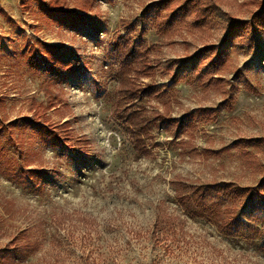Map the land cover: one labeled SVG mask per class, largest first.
Listing matches in <instances>:
<instances>
[{
    "label": "rangeland",
    "instance_id": "obj_1",
    "mask_svg": "<svg viewBox=\"0 0 264 264\" xmlns=\"http://www.w3.org/2000/svg\"><path fill=\"white\" fill-rule=\"evenodd\" d=\"M187 1L0 0V264H264V30L238 29L264 0H199L201 25Z\"/></svg>",
    "mask_w": 264,
    "mask_h": 264
},
{
    "label": "trees",
    "instance_id": "obj_2",
    "mask_svg": "<svg viewBox=\"0 0 264 264\" xmlns=\"http://www.w3.org/2000/svg\"><path fill=\"white\" fill-rule=\"evenodd\" d=\"M45 7V12L47 14L50 15H60L58 10L56 8H54L51 5H47L44 6ZM207 10L205 8H202L199 4V0H188L183 6H181L180 8V13L181 15H183V17H187L188 15H191L193 20L195 21V23L197 25H201L202 23L205 22V19L208 15V13L206 12ZM74 16V17H72ZM70 18H72V22H76L78 20V18H80L81 16H75L74 14L72 15ZM248 28H253L256 30H264V10L261 13H257L253 16L252 21L250 23H243L241 24L238 29L240 30H245ZM235 37L232 38L234 41L237 42H244L247 43L246 39L244 38V36H241L240 34L234 35ZM244 39V41H243ZM242 41V42H241ZM250 41V40H249ZM132 41L130 39H123L122 38H118V40L116 41V45L114 46V53L118 54L123 62L125 66V69L131 68V67H135V69L137 70H142V71H150V69L152 68L151 66L149 67L145 62H146V55L141 53V52H137L135 49V46L131 45ZM208 52V56L209 57H213L212 54H215L214 58L211 60V66L210 68L214 69L213 74H216V70L217 69H221L223 68L228 60V54L226 55L225 53L216 51L215 48H210L207 50ZM128 63V66H127ZM202 73V71L200 72ZM158 92V93H157ZM149 94H159V90L158 88H156V86H153V88L150 90V92L148 91ZM135 111L129 112L125 115V118L123 117V121H125V124L127 125V127L131 130V133L133 135V138L135 139L138 147H142L145 148V145L143 143L145 135H147V132L145 131V122L142 123L141 122V118L137 117L139 116L138 111H136V109H134ZM69 140H71V138H69ZM264 183H262L260 189L262 191H264ZM213 191H215V193L217 194V196L226 201V202H230L234 205H236L237 207L240 205L241 208L247 209L249 207H253L255 201H254V196L257 193V197H261V192L258 189H254V193L251 195L250 198L246 199V203L245 202V196L240 192L237 191L235 189L232 188V186H217L215 189H213ZM264 195V194H262ZM238 209V208H237ZM236 211V210H235ZM228 216L233 217L234 216V212H228ZM230 217V218H231ZM225 226H223V228L228 231L229 233L233 230V224L234 221L232 219H229L228 221H225ZM29 241V240H28ZM28 248L32 247V244H28L27 245ZM32 249V248H31ZM9 252L6 254H4L3 257V263L5 264H17L23 261L22 257L24 256V260L28 259L29 256H31L30 252L25 249H22L21 246L19 247H15L12 248L10 250H8ZM19 263V264H20ZM23 263H25V261H23Z\"/></svg>",
    "mask_w": 264,
    "mask_h": 264
}]
</instances>
